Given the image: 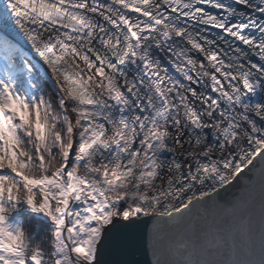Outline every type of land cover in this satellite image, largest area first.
<instances>
[{"label":"snow or ice","instance_id":"obj_1","mask_svg":"<svg viewBox=\"0 0 264 264\" xmlns=\"http://www.w3.org/2000/svg\"><path fill=\"white\" fill-rule=\"evenodd\" d=\"M149 222L151 264H264V0H0V264Z\"/></svg>","mask_w":264,"mask_h":264},{"label":"water","instance_id":"obj_2","mask_svg":"<svg viewBox=\"0 0 264 264\" xmlns=\"http://www.w3.org/2000/svg\"><path fill=\"white\" fill-rule=\"evenodd\" d=\"M259 167V165H257ZM247 171L231 186L221 188L214 194V201L220 206H229L234 203L236 198L240 196L244 185L247 182ZM208 210L211 212L212 204L209 202ZM193 217L201 216L199 209H194ZM149 225H139L130 229L126 237L125 259L131 264H151L152 256L149 249Z\"/></svg>","mask_w":264,"mask_h":264},{"label":"trees","instance_id":"obj_3","mask_svg":"<svg viewBox=\"0 0 264 264\" xmlns=\"http://www.w3.org/2000/svg\"><path fill=\"white\" fill-rule=\"evenodd\" d=\"M32 224H33V226L36 224V222L35 221H32Z\"/></svg>","mask_w":264,"mask_h":264}]
</instances>
